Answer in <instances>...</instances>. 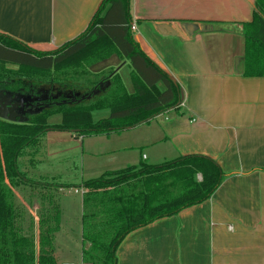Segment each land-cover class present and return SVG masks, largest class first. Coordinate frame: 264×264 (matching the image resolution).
I'll return each instance as SVG.
<instances>
[{
    "label": "crops",
    "instance_id": "obj_1",
    "mask_svg": "<svg viewBox=\"0 0 264 264\" xmlns=\"http://www.w3.org/2000/svg\"><path fill=\"white\" fill-rule=\"evenodd\" d=\"M101 2L0 0V34L33 51L54 52L87 28ZM129 15L133 41L179 85L181 103L121 131L146 127L141 145L123 149L136 154H120L129 157L120 162L160 165L202 155L227 177L207 201L127 234L117 264H264V77L239 71L243 37L236 27L252 20L253 0H129ZM182 24L197 28L191 38ZM160 25L177 33L161 35ZM109 69L132 94L131 70L117 55L88 72ZM31 150L17 158L23 176Z\"/></svg>",
    "mask_w": 264,
    "mask_h": 264
},
{
    "label": "trees",
    "instance_id": "obj_2",
    "mask_svg": "<svg viewBox=\"0 0 264 264\" xmlns=\"http://www.w3.org/2000/svg\"><path fill=\"white\" fill-rule=\"evenodd\" d=\"M130 25L129 0H102L87 28L54 52L39 53L0 34V93L37 99L15 122L0 120V264H57L52 245L57 212L54 226L39 225L37 239L24 236L17 225L11 188L23 180L17 158L25 148L38 146L49 131L78 137L120 133L180 105L179 85L141 51ZM236 27L243 37L239 71L243 77H264V0H253L252 20ZM112 55L127 62L132 94L115 69L88 72ZM53 73L77 78L55 86L43 79ZM99 110L108 115L94 122L91 113ZM54 115L60 124L47 125ZM226 177L214 160L186 155L160 165L141 162L84 182L81 262L117 264L116 250L127 234L207 201Z\"/></svg>",
    "mask_w": 264,
    "mask_h": 264
},
{
    "label": "rangeland",
    "instance_id": "obj_3",
    "mask_svg": "<svg viewBox=\"0 0 264 264\" xmlns=\"http://www.w3.org/2000/svg\"><path fill=\"white\" fill-rule=\"evenodd\" d=\"M6 68L11 70L16 69V66ZM76 78L77 76L73 77V80ZM43 79L53 80L55 86L60 82L73 81L70 74L58 73L43 76ZM107 115V111L99 110L92 112L91 118L96 122ZM60 122L59 115H54L46 121L47 125H58ZM145 128L141 126L119 134L90 137H78L73 132L65 131L46 132L40 138L38 146L30 148L33 150L30 154L33 155L27 165L28 169L23 165L24 170H27L23 176L26 182L22 180L18 187L12 188L13 203L18 214L17 225L22 234L37 239L39 225L44 228L54 226L52 217L57 212L59 221L58 231L54 232L52 239L53 256L57 264H82L81 186L84 182L97 179L105 172L130 166L131 164L127 162H120L129 160V157L120 154H136L135 151L124 153L123 149L128 147V143L141 145L140 136ZM158 150L160 151L156 146L152 152L155 151L156 154ZM27 152L29 149L23 154ZM142 152L147 154L145 149ZM132 161L131 166H136L139 160L133 158ZM18 168L21 169L19 163ZM33 201L40 204L38 209L31 205Z\"/></svg>",
    "mask_w": 264,
    "mask_h": 264
},
{
    "label": "water",
    "instance_id": "obj_4",
    "mask_svg": "<svg viewBox=\"0 0 264 264\" xmlns=\"http://www.w3.org/2000/svg\"><path fill=\"white\" fill-rule=\"evenodd\" d=\"M157 29L161 35H175L177 33L165 25H160ZM180 30L191 38L197 28L191 24H182ZM34 101H37V99L23 100L17 96L0 93V120L15 122L24 113L23 108L29 107Z\"/></svg>",
    "mask_w": 264,
    "mask_h": 264
},
{
    "label": "built area",
    "instance_id": "obj_5",
    "mask_svg": "<svg viewBox=\"0 0 264 264\" xmlns=\"http://www.w3.org/2000/svg\"><path fill=\"white\" fill-rule=\"evenodd\" d=\"M135 28H136V27H135L134 25H131V26H130V31H131V32H134V31H135ZM198 178H199V177H198ZM199 179H200V178H199ZM81 193L83 194V191H82V190H81Z\"/></svg>",
    "mask_w": 264,
    "mask_h": 264
},
{
    "label": "flooded vegetation",
    "instance_id": "obj_6",
    "mask_svg": "<svg viewBox=\"0 0 264 264\" xmlns=\"http://www.w3.org/2000/svg\"><path fill=\"white\" fill-rule=\"evenodd\" d=\"M23 100H28V99H23ZM30 100V99H29ZM23 109H26V108H23ZM28 110V109H27ZM25 112V111H24Z\"/></svg>",
    "mask_w": 264,
    "mask_h": 264
}]
</instances>
